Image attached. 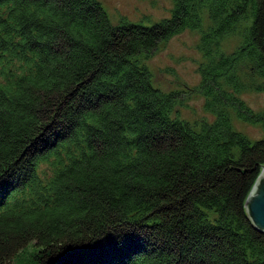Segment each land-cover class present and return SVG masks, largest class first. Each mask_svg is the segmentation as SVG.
<instances>
[{"label":"trees","instance_id":"16d2710c","mask_svg":"<svg viewBox=\"0 0 264 264\" xmlns=\"http://www.w3.org/2000/svg\"><path fill=\"white\" fill-rule=\"evenodd\" d=\"M172 4L113 26L98 0H0V264H264L245 207L264 138L232 125L264 133L240 97L264 93V0ZM185 30L213 116L199 129L139 63Z\"/></svg>","mask_w":264,"mask_h":264},{"label":"rangeland","instance_id":"374dc122","mask_svg":"<svg viewBox=\"0 0 264 264\" xmlns=\"http://www.w3.org/2000/svg\"><path fill=\"white\" fill-rule=\"evenodd\" d=\"M113 26L121 20L141 26H151L170 17L172 0H98ZM238 34V33H237ZM237 34L227 37L222 43V49L231 52L238 44ZM200 35L196 31L185 30L160 43L147 58H141L143 64L152 74L153 87L163 93L185 91L181 94L182 104L175 108L174 117L188 122L195 129H199L202 121H213V116L204 110L203 97L190 92L200 81L197 72L201 55L197 50ZM241 99L253 111L264 109V93H241ZM233 128L243 133L251 142L264 138L262 129L258 126L238 122L232 118ZM197 126V127H196ZM52 174L49 163L41 164L38 175L45 181Z\"/></svg>","mask_w":264,"mask_h":264},{"label":"water","instance_id":"95a60500","mask_svg":"<svg viewBox=\"0 0 264 264\" xmlns=\"http://www.w3.org/2000/svg\"><path fill=\"white\" fill-rule=\"evenodd\" d=\"M245 207L254 227L264 233V167L245 201Z\"/></svg>","mask_w":264,"mask_h":264}]
</instances>
